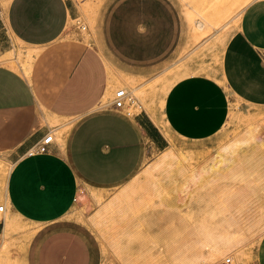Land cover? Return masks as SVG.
Here are the masks:
<instances>
[{
	"label": "crops",
	"instance_id": "crops-1",
	"mask_svg": "<svg viewBox=\"0 0 264 264\" xmlns=\"http://www.w3.org/2000/svg\"><path fill=\"white\" fill-rule=\"evenodd\" d=\"M185 1L203 8L211 0ZM180 14V0L107 1L96 25L109 43L104 61L92 43L67 30L79 16L77 0H7L0 6V33L22 49L0 62V161L9 167L0 169V197L15 215L54 221L83 184L129 177L145 147L163 151L171 139L215 135L231 100L264 108V0H248L223 32L215 65L197 70L193 57L189 71L168 87L159 115L143 109L129 117L108 100L115 89L108 73H145V58L159 55L147 53V43L176 41ZM12 48L0 41V56ZM49 133V150L37 152ZM255 262L264 264V232Z\"/></svg>",
	"mask_w": 264,
	"mask_h": 264
},
{
	"label": "rangeland",
	"instance_id": "rangeland-1",
	"mask_svg": "<svg viewBox=\"0 0 264 264\" xmlns=\"http://www.w3.org/2000/svg\"><path fill=\"white\" fill-rule=\"evenodd\" d=\"M107 1L77 0L79 16L67 27L92 43L104 61L109 43L97 35L96 25ZM244 3L211 0L197 8L180 0L177 40L147 43V53L159 55L145 58V73H108L114 92L125 88L128 93L124 114L133 117L145 109L159 115L164 90L189 71L193 57L197 70L215 65L223 32L236 22ZM0 41L13 45L0 62L22 52L4 31ZM247 127L254 128L252 139ZM243 137L250 141L231 153L222 151ZM167 149L183 159L179 171L158 165ZM2 166L9 169L0 161ZM0 205L5 207L0 212V264H256L264 232V108L231 100L215 135L199 141L171 139L163 151L145 147L129 177L111 185L83 184L70 209L54 221L23 219L2 197Z\"/></svg>",
	"mask_w": 264,
	"mask_h": 264
},
{
	"label": "bare ground",
	"instance_id": "bare-ground-1",
	"mask_svg": "<svg viewBox=\"0 0 264 264\" xmlns=\"http://www.w3.org/2000/svg\"><path fill=\"white\" fill-rule=\"evenodd\" d=\"M248 0H245V3H244V5L246 4V2H247ZM2 2V5L4 6H6V3H7V0H3V1H1ZM235 2V1H234ZM237 6H239V4H236ZM240 7V6H239ZM243 8V7H242ZM20 54V53H19ZM31 59V56H30V54H28L27 55V60L29 61ZM26 60V59H25ZM199 63V62H198ZM27 64V63H26ZM25 64V65H26ZM27 65H29V63L27 64ZM200 66V65H199ZM207 68V67H206ZM198 69H199V67H198ZM204 70H205V68H203ZM183 71H185V70H183ZM184 73H186V71L184 72ZM184 73H182V75L184 74ZM170 86V85H169ZM167 89H168V87L164 90V92H163V95L161 96V98H160V104H159V110H160V108L162 107V104H163V99H164V94L166 93V91H167ZM159 99V98H158ZM157 103H159V102H157ZM249 113V112H248ZM162 114V113H161ZM250 114H251V112H250ZM253 114H254V111H253ZM252 114V115H253ZM250 116V115H249ZM254 116V115H253ZM255 117V116H254ZM247 118V117H246ZM249 118V117H248ZM252 118V117H251ZM159 119H160V122L163 124V122H162V119H161V116L159 117ZM254 120H255V118H253ZM249 120H250V118H249ZM251 121V120H250ZM253 121V120H252ZM251 121V122H252ZM160 123V124H161ZM159 124V123H158ZM159 124V125H160ZM166 125V124H165ZM252 125V124H251ZM258 126V125H257ZM162 127V126H161ZM248 128V127H247ZM255 128H256V126H255ZM249 130H248V132L247 131H245V129H244V131L248 134V137L249 138H251L252 137V131L254 130V128H248ZM164 130V129H163ZM244 132V133H245ZM246 137V136H245ZM244 138V139H241V140H239L238 139V141H236V142H231V143H229V144H227V145H224L223 147H222V151L223 152H228V153H231L233 150H235V149H237V147L238 146H243V145H245L246 143H248V141H250V140H248L249 138ZM252 139V138H251ZM231 141V140H230ZM252 141V140H251ZM220 150V149H219ZM236 151V150H235ZM173 151L172 150H169V149H167L162 155H161V157H160V161L158 162V165H166L167 166V168H174L175 170H177V171H179L180 169H182V167H181V165H180V163L183 161V159H181V158H179L178 156H176V155H174L173 153H172ZM219 154V153H218ZM234 155V154H233ZM219 156V155H218ZM224 156V155H223ZM222 155H221V157H223ZM225 156H227V155H225ZM217 157V156H216ZM230 157H233V156H230ZM225 158V157H224ZM230 160H231V158H230ZM258 161V160H257ZM252 166H253V164H252ZM256 166H257V164H256ZM163 167V166H162ZM166 168V169H167ZM248 168V167H247ZM256 168V167H255ZM249 169V168H248ZM248 169H246V170H248ZM5 171L6 170H4V174H5ZM255 171V170H254ZM257 171H258V169H257ZM170 172H171V170H170ZM181 172V171H180ZM177 174V173H176ZM248 174V173H247ZM250 174V173H249ZM254 174V173H253ZM169 175V174H168ZM171 175V174H170ZM243 175V174H242ZM237 176V175H236ZM235 176V177H236ZM238 176H241V175H238ZM245 176V175H244ZM156 177V176H155ZM154 177V178H155ZM153 178V179H154ZM152 179V180H153ZM239 179H240V177H239ZM243 179V178H242ZM261 179V178H260ZM247 180V179H246ZM94 192V191H93ZM94 194V193H93ZM95 196L96 197H98L99 198V195L97 196L96 194H95ZM16 219V218H15ZM15 219H12L13 221L15 220ZM8 220V219H7ZM10 220V219H9ZM12 221V222H13ZM18 223V222H17ZM10 224H12L11 223V221H10ZM14 224V223H13ZM7 225H8V223H6L5 222V227H7ZM21 226V225H20ZM9 227L12 229V227H11V225H9ZM14 227V226H13ZM9 228V229H10ZM16 228V227H15ZM18 228H19V226H18ZM20 228H22V226L20 227ZM6 231V230H5ZM33 232V231H32ZM4 234V233H3ZM28 243V242H27ZM227 245V244H226ZM212 246V245H211ZM227 248V247H226ZM224 249V248H223ZM219 251V250H218ZM220 251H222L221 250V248H220ZM210 252V251H209ZM220 253V252H219ZM212 255V254H211ZM203 256V255H202ZM209 256V255H208ZM212 256H210L209 258H211ZM214 257H215V255H214ZM226 259H227V257H226Z\"/></svg>",
	"mask_w": 264,
	"mask_h": 264
},
{
	"label": "built area",
	"instance_id": "built-area-1",
	"mask_svg": "<svg viewBox=\"0 0 264 264\" xmlns=\"http://www.w3.org/2000/svg\"><path fill=\"white\" fill-rule=\"evenodd\" d=\"M82 29L85 28V26L81 27ZM129 98L128 97V93L125 90V88H119L116 89L114 92V106L115 107H123L125 104V100ZM53 142V133H49L47 135H45L40 142L38 143L37 147H36V151L37 152H47L49 150V146L50 144ZM4 205H0V212L4 211ZM230 259L227 258L226 262H229Z\"/></svg>",
	"mask_w": 264,
	"mask_h": 264
}]
</instances>
